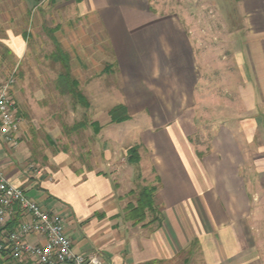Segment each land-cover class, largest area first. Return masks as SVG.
Returning a JSON list of instances; mask_svg holds the SVG:
<instances>
[{"label":"crops","instance_id":"crops-1","mask_svg":"<svg viewBox=\"0 0 264 264\" xmlns=\"http://www.w3.org/2000/svg\"><path fill=\"white\" fill-rule=\"evenodd\" d=\"M159 1L0 0V82L8 70L2 56L11 57V70L21 71L32 24L45 32V18L40 11L32 15L34 10L50 3L88 24L91 39L113 50L124 91L120 103L131 116L122 124L111 122L113 106L92 94L99 84L91 73L85 79L92 97L89 127L94 133L100 128L98 136L126 129V135L139 137L131 145L140 156L136 165L142 169L147 162L151 169L162 221L119 230V220H111L118 210L104 208L108 220L93 222L84 232L72 229L69 213L57 202V197L73 200L61 187L64 176L52 188L30 170L21 138L15 146L1 134L0 164L13 184L64 217L75 249L83 252L92 243L95 248L87 253L99 252L108 264H264V0H233L246 32L242 44L237 35L231 48L229 94L217 79L209 98L206 54L192 46L180 18L155 12ZM55 37L72 57L70 44L57 32ZM92 47L86 56L95 53ZM108 70L111 64L99 72ZM71 71L82 86L72 61ZM24 134L21 123L17 137ZM98 148L107 162L103 166L110 165V144ZM96 194L99 200L111 193Z\"/></svg>","mask_w":264,"mask_h":264},{"label":"rangeland","instance_id":"rangeland-1","mask_svg":"<svg viewBox=\"0 0 264 264\" xmlns=\"http://www.w3.org/2000/svg\"><path fill=\"white\" fill-rule=\"evenodd\" d=\"M235 6L233 0H160L159 5L154 6L155 12L162 16L180 18V27L189 34L192 46L198 53L203 50L202 53L206 54L207 68L204 72L208 85L207 98L213 97L217 79L220 82L224 80L222 91L229 94L231 48L235 45L234 38L237 35L242 44V36L246 32L242 13ZM38 11L45 18V32L41 27L39 34V24H32L33 34L28 41V55L20 65L21 71L19 68L15 72L11 70V57L2 56L4 68L8 70L2 73L0 88L13 79L9 96L15 104L17 116L21 118L20 126L22 123L26 130V134L17 137V145L21 138L22 144L25 143L30 152V170L41 173L42 179L50 183L52 188L59 187L61 180L58 177L64 176L61 187L71 194L73 200L69 203L57 197V202L69 213L68 225L72 229L84 232L93 222L108 220L104 213L106 209L112 208L119 212L111 217V220H119L117 228L134 231V228L138 229L142 224L134 226L125 219L127 206L129 203L136 204L138 194L145 185L143 182H146L145 186H150L151 178L147 162L139 169L136 165L138 163L129 160L132 156L130 150L134 147L131 145L139 137L126 135V129L111 131L104 137L98 136L100 128L97 130L96 126L94 133L89 127L90 117L87 114L90 106L88 99L92 97L87 96L89 88L85 79L91 73H95V83L99 84L98 88L91 89L96 98L102 100L105 97L106 105L113 107L121 102L124 91L118 64L112 62L113 50L97 39L92 40L89 25L83 20L71 19L70 16H74L70 9L59 10L46 3L34 10L32 15H37ZM56 27L60 28L56 31L57 34L72 49L70 63L73 62L76 73L82 77L83 85L78 81L79 89L87 99L88 107L81 105L69 94H60L56 89V79L63 69L59 62L50 59V53L55 49L50 29ZM94 44L95 53L86 56V51L90 52ZM102 52L109 54L103 56ZM108 64H111V71L99 72ZM73 77L75 78L74 75ZM104 141L110 144L111 156L110 165L105 167L103 165L107 162L103 163L104 157L99 153L101 150H98ZM93 189L95 192L92 194ZM103 190H108L110 197L98 200L96 193ZM28 194L34 196V192ZM104 208L105 211H102ZM68 230L72 234L71 229ZM94 248L90 243L83 252L87 253Z\"/></svg>","mask_w":264,"mask_h":264},{"label":"built area","instance_id":"built-area-1","mask_svg":"<svg viewBox=\"0 0 264 264\" xmlns=\"http://www.w3.org/2000/svg\"><path fill=\"white\" fill-rule=\"evenodd\" d=\"M11 82L0 88V134L16 146L20 118ZM12 263L108 264L99 252L75 249L64 217L13 184L0 164V264Z\"/></svg>","mask_w":264,"mask_h":264},{"label":"trees","instance_id":"trees-1","mask_svg":"<svg viewBox=\"0 0 264 264\" xmlns=\"http://www.w3.org/2000/svg\"><path fill=\"white\" fill-rule=\"evenodd\" d=\"M57 30L58 27L50 29L51 39L55 47L54 51L50 53V59L55 62H59L63 68L56 80V89L60 94H69L74 99H77L81 105L88 107V101L79 89L78 80L73 77L70 56L54 36ZM109 115L112 123H122L129 120L131 117L127 106L123 103L112 107L109 111ZM130 151L132 152V160L131 158H129V160L134 163H138L140 161V156L137 147H132ZM156 191V187L143 186L138 194L136 204H128L127 213L124 216L125 219L127 221H131L134 226L138 224H142V226H149L155 222L160 223L162 221V217L160 215V209L155 202ZM148 218L149 220H147Z\"/></svg>","mask_w":264,"mask_h":264}]
</instances>
